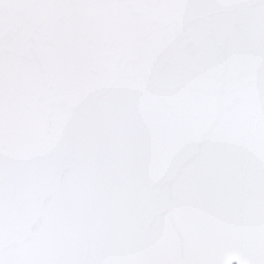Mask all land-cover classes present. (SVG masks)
Returning <instances> with one entry per match:
<instances>
[{"label": "snow or ice", "instance_id": "obj_1", "mask_svg": "<svg viewBox=\"0 0 264 264\" xmlns=\"http://www.w3.org/2000/svg\"><path fill=\"white\" fill-rule=\"evenodd\" d=\"M178 61L225 93L249 65L250 191L147 140ZM0 264H264V0H0Z\"/></svg>", "mask_w": 264, "mask_h": 264}, {"label": "water", "instance_id": "obj_2", "mask_svg": "<svg viewBox=\"0 0 264 264\" xmlns=\"http://www.w3.org/2000/svg\"><path fill=\"white\" fill-rule=\"evenodd\" d=\"M111 15L116 17L113 39L118 38L122 23L130 27L141 24L131 14ZM234 54L243 57L242 44L234 48ZM248 67L237 64L231 73L235 87L225 93L205 73L185 77L183 65L178 61L177 70L182 79L172 97L171 110L150 127L142 126L153 147L171 156L182 152L181 161L218 189L224 176H230L242 190H251V141L256 131L257 98L250 78L242 76ZM221 96L226 100L224 106L217 102ZM106 106H113L111 97Z\"/></svg>", "mask_w": 264, "mask_h": 264}]
</instances>
